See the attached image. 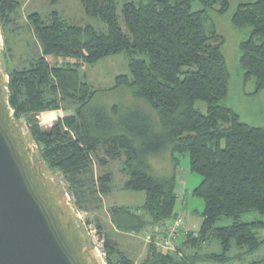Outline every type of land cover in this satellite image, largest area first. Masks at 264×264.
Listing matches in <instances>:
<instances>
[{
	"label": "trees",
	"instance_id": "obj_1",
	"mask_svg": "<svg viewBox=\"0 0 264 264\" xmlns=\"http://www.w3.org/2000/svg\"><path fill=\"white\" fill-rule=\"evenodd\" d=\"M79 2L88 17L106 25L107 32L70 25L55 11L47 21L31 14L40 52L28 68L4 70L15 120L26 121L41 159L62 173L75 209L90 212L98 205L96 194L112 190L109 172L99 176L96 187L93 157L100 165L108 163L98 155L99 149L105 158L122 159L124 189L145 195L140 208H110L112 226L124 234L139 235L177 217L179 155L187 154L189 170L203 179L193 191L205 203L197 234L187 233L172 253L148 244L146 259L137 263L98 224L105 233L107 264H225L232 260L234 247L250 253L259 250L263 241L256 231L264 223L239 218L249 212L264 214V127L242 121L225 104L232 78L222 50L225 39L215 24L207 28L206 23L209 12L226 15L231 0L131 1L123 5L121 16L116 0ZM196 3L202 8L195 9ZM20 5L19 0H0L1 34ZM231 24L245 35L238 59L243 83L254 78L251 96H258L264 91V0L239 3ZM120 54L129 59V74L117 76L109 91L129 90L138 101L134 111L92 107L98 91L79 69ZM49 58L56 64L51 65ZM198 103L205 105V112ZM64 106L75 109L51 128L41 126L39 114ZM164 151L171 153L172 174L156 177L149 158ZM221 218L235 222L215 227ZM209 241L218 242L221 252H202ZM254 264H264V259Z\"/></svg>",
	"mask_w": 264,
	"mask_h": 264
},
{
	"label": "rangeland",
	"instance_id": "obj_2",
	"mask_svg": "<svg viewBox=\"0 0 264 264\" xmlns=\"http://www.w3.org/2000/svg\"><path fill=\"white\" fill-rule=\"evenodd\" d=\"M118 13L121 16V10L125 3L138 0H116ZM250 0H231L232 9L224 16H219L214 12H209L206 20L207 28L211 24H215L219 34H221L225 43L223 53L225 55L228 68L232 73L230 92L225 104L233 108L240 116L242 121L255 126L264 127V91L258 96H251L256 89V80L253 78L246 85L243 83V72L240 70L239 45L245 39L244 33L236 30L231 24V17L239 3L249 2ZM253 1V0H252ZM21 5L16 10L10 23L5 26V31L2 33V53L1 62L6 72H12L15 69L23 70L29 67V63L39 54L40 46L34 32L33 25L29 16L34 13L40 14L43 20L47 21L52 12H58L64 20L70 25H90L98 31L107 32V27L97 18L88 17L79 2V0H19ZM195 9H201L200 3H196ZM122 27L125 29L123 20H120ZM1 30V27H0ZM51 65L56 64L53 58L48 59ZM64 62L74 63L73 59H62ZM129 59L127 55L120 54L105 58L94 65H84L79 69L81 76H85L92 87L98 91L94 97L91 106L103 107L111 109L114 106H119L124 113L134 111L135 104L131 93L127 89L117 91H109L115 85L117 76L129 74L128 69ZM64 114H69L74 111L75 107L64 106ZM197 108H201L204 112L206 107L203 103H198ZM57 111H48L39 114L38 120L41 126L45 129L51 128L54 122L61 118L56 113ZM28 133L26 121L22 120L19 124ZM98 155L108 161L105 165H100L96 158L93 157L94 174L96 179V187L99 189L97 179L100 175L111 173L113 176L112 190L106 194L98 192V205L94 206L90 212L78 210L77 224L80 227V232L84 236L86 247L95 250V245L100 241L104 242V232L101 233L98 229V224L104 227L112 238H117L120 241L121 248L131 258H135L137 263L143 262L147 257L148 242L145 238V232L136 235L131 234V237H117L114 228L110 223V208L113 206L129 207L132 209L140 208L145 201L144 193H135L124 189V182L127 176L122 172V159L111 160L105 158V153L99 149ZM180 165L177 171V195L175 214L181 217L183 222L179 229V244L185 239L187 233L197 234L201 228L204 211V200L193 195V191L202 182V177L189 170V156L179 155ZM34 160L41 164L47 175L52 178L58 185L59 191L67 194L71 203L74 205L73 197L69 194L68 183L65 181L60 171L50 169L39 155V151L34 145ZM152 169V174L156 177H166L172 174L173 164L171 153L164 151L157 156L149 158ZM75 207V206H74ZM241 222H261L264 223V214L258 212H249L242 214L239 218ZM235 222L232 218H221L217 221L215 227H228ZM102 227V228H103ZM190 230L189 232H187ZM258 237L263 241L261 248L255 252H248L246 249L234 247L230 252L232 260L225 264H254L259 260L264 259V227L258 229ZM134 241V244H133ZM136 241V242H135ZM133 244V246L131 245ZM131 246V247H130ZM135 247V249H134ZM143 250L140 256L136 254V249ZM146 250V251H145ZM204 253H220V245L216 241H209L203 245ZM105 252V250H104ZM173 252V251H172ZM101 253V252H100ZM182 254L181 252H176ZM106 254V252H105ZM102 255V254H101ZM103 257V255H102ZM106 257L104 263L107 264ZM196 264H220L210 261H199Z\"/></svg>",
	"mask_w": 264,
	"mask_h": 264
},
{
	"label": "water",
	"instance_id": "obj_3",
	"mask_svg": "<svg viewBox=\"0 0 264 264\" xmlns=\"http://www.w3.org/2000/svg\"><path fill=\"white\" fill-rule=\"evenodd\" d=\"M0 264H105L88 249L77 210L34 160V141L14 118L1 62Z\"/></svg>",
	"mask_w": 264,
	"mask_h": 264
},
{
	"label": "built area",
	"instance_id": "obj_4",
	"mask_svg": "<svg viewBox=\"0 0 264 264\" xmlns=\"http://www.w3.org/2000/svg\"><path fill=\"white\" fill-rule=\"evenodd\" d=\"M182 222V218L178 216L170 222H167L160 226H156L151 230H147L144 233V236L149 244L155 243V245L160 250L170 252L175 251L176 248L180 245L177 241V238L180 234L179 229L182 225ZM94 249L104 261L106 254L104 252L103 242L100 241L98 244H96ZM101 254L103 255V257Z\"/></svg>",
	"mask_w": 264,
	"mask_h": 264
},
{
	"label": "crops",
	"instance_id": "obj_5",
	"mask_svg": "<svg viewBox=\"0 0 264 264\" xmlns=\"http://www.w3.org/2000/svg\"><path fill=\"white\" fill-rule=\"evenodd\" d=\"M58 115H60V117L62 118V117H64L66 114H64L63 113V111L61 110V111H57L56 112ZM111 223V222H110ZM112 225V224H111ZM114 228V227H113ZM114 231H115V234L117 235V237H119V236H121V235H123V237H131V236H133V235H131V234H124V233H121V232H119V231H117L115 228H114ZM190 230H188L187 232H189ZM122 237V236H121ZM116 242H118L119 244H120V241H119V239H117V238H113ZM136 242V241H135ZM133 244H134V241H133ZM133 244H131L132 246H133ZM120 246H121V244H120ZM131 247V246H130ZM134 249H135V247H134ZM141 248H139V250H135V251H137L136 252V254L138 255V256H140V254L142 253V251L143 250H140ZM146 251V250H145ZM161 251H163V252H170V251H165V250H161ZM171 253H172V251H171ZM133 259H135V258H133ZM136 260V259H135Z\"/></svg>",
	"mask_w": 264,
	"mask_h": 264
}]
</instances>
